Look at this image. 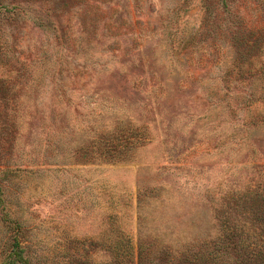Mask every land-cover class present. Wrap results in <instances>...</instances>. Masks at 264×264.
Wrapping results in <instances>:
<instances>
[{"label":"rangeland","instance_id":"rangeland-1","mask_svg":"<svg viewBox=\"0 0 264 264\" xmlns=\"http://www.w3.org/2000/svg\"><path fill=\"white\" fill-rule=\"evenodd\" d=\"M224 2L228 14L219 0H0V177L36 264L130 259L137 242L178 257L220 234L221 195L264 182V101L243 108L232 93L230 108H208L202 96L222 88L212 62L229 60L213 39L223 19L245 32L260 19L264 31V0ZM137 51L152 72L119 96L98 75ZM115 124L137 139L123 158L98 156Z\"/></svg>","mask_w":264,"mask_h":264},{"label":"trees","instance_id":"trees-1","mask_svg":"<svg viewBox=\"0 0 264 264\" xmlns=\"http://www.w3.org/2000/svg\"><path fill=\"white\" fill-rule=\"evenodd\" d=\"M224 1L219 0L224 12L227 13L228 5ZM92 6L96 7L90 3L85 7L90 9ZM205 9L207 8L205 7ZM86 12L83 15L89 18V22L94 23L95 19L90 17L88 11ZM223 21L227 22L223 25V29L219 26L218 31L213 32V39L217 48L219 42L227 44L230 48V54L227 57L229 60L226 65L220 57L212 62L215 67H218L215 80L222 82V88L217 87L219 83H216L213 88H209L211 93L205 92L202 96H205L207 100L205 104L208 108L217 102L219 103L218 107L224 103L226 107L230 108L225 97H231L233 93L242 107L247 108L257 101H264V31L256 27V23L260 25V19L256 23L251 21L246 32L236 29L237 24L239 26L246 25V21L243 22L241 18L238 19V22L233 19H223ZM187 40L189 39L187 38ZM127 41L133 42V39L129 36ZM199 52L200 50L195 51V53ZM191 53L193 52L189 51L188 54ZM125 58L122 61L127 64L124 69L114 68L108 71V74L98 75L99 79L103 76L112 84L113 90L119 96L121 94L126 96L130 93L135 95L141 92L134 86V83L136 81L137 84L146 83L148 73L152 72L151 62H147L143 52L137 51ZM93 70V65L76 67L73 75H83L88 71L87 76H90ZM61 72L60 70L59 74ZM196 86L198 87L197 83L195 88ZM202 86L205 87V84L200 85L197 89L201 91ZM188 88L190 87L186 83L181 85L178 82V85H175V90L179 94L195 92V89ZM214 90L221 93L222 97L213 99L216 94L212 93ZM31 118L34 119L33 115ZM4 121L5 115L0 114V123L2 124ZM125 126L121 127L115 124V135L106 133L101 139H96L100 146L96 149L98 156L109 159L126 156L138 135ZM6 172L1 171L4 176L0 177V264H36L35 259L32 260V246L30 247V239L27 236L30 229L24 226L23 220L12 216L10 206L5 199V184L8 183L6 182L8 178L5 177ZM232 190L230 194L227 191L221 195L222 205L219 209H215V218L220 234L213 240L188 245L175 258L167 248L165 251L161 249L155 253L149 249L147 244L137 242L132 258L125 257V254H115L102 264H161L164 254L165 263L163 264H264V182L257 181V186L253 190L248 187L243 190L234 187ZM117 245L108 244L105 251H115Z\"/></svg>","mask_w":264,"mask_h":264}]
</instances>
